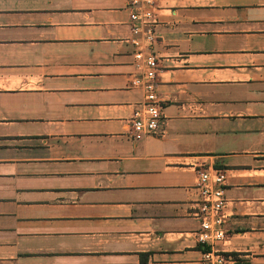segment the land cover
I'll return each instance as SVG.
<instances>
[{
    "label": "crops",
    "instance_id": "crops-1",
    "mask_svg": "<svg viewBox=\"0 0 264 264\" xmlns=\"http://www.w3.org/2000/svg\"><path fill=\"white\" fill-rule=\"evenodd\" d=\"M147 45L162 119L135 137ZM205 170L214 250L264 264V0H0V264H203Z\"/></svg>",
    "mask_w": 264,
    "mask_h": 264
},
{
    "label": "built area",
    "instance_id": "built-area-1",
    "mask_svg": "<svg viewBox=\"0 0 264 264\" xmlns=\"http://www.w3.org/2000/svg\"><path fill=\"white\" fill-rule=\"evenodd\" d=\"M146 5L152 0H145ZM134 22V30L141 32V27L151 26L153 14L150 10L141 13L132 12L130 15ZM145 39L149 45L152 44V30H147ZM137 46L139 44L135 42ZM139 48L134 57L143 65L142 83L145 99L136 110L132 120V131L135 137L154 134L158 131L162 119V111L157 91L158 60L150 51L149 46ZM225 175L219 171L199 172L198 190L200 192L198 218L200 228L198 230V240L201 244L210 247V251L204 253L203 264H224V258L217 254L214 248L224 242L226 233L223 225L226 220L224 212L226 197L224 190Z\"/></svg>",
    "mask_w": 264,
    "mask_h": 264
}]
</instances>
